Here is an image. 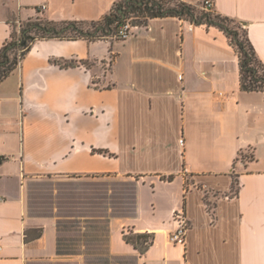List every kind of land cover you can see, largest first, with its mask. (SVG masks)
I'll return each instance as SVG.
<instances>
[{"label": "crops", "instance_id": "obj_1", "mask_svg": "<svg viewBox=\"0 0 264 264\" xmlns=\"http://www.w3.org/2000/svg\"><path fill=\"white\" fill-rule=\"evenodd\" d=\"M116 1L0 0V48L16 21L97 20ZM212 1L244 23L264 62V0ZM190 24L153 17L125 40L37 39L0 81V264H86L103 252L135 264H264V97L240 89L238 57L221 30ZM55 176L135 182L132 212L105 211L104 249L98 240L59 241V218L29 211L27 184ZM147 180L176 184L179 197L166 216L139 223ZM181 208L189 227L184 243H172ZM83 219L81 232L101 229ZM137 233L152 237L142 254L124 239Z\"/></svg>", "mask_w": 264, "mask_h": 264}, {"label": "trees", "instance_id": "obj_2", "mask_svg": "<svg viewBox=\"0 0 264 264\" xmlns=\"http://www.w3.org/2000/svg\"><path fill=\"white\" fill-rule=\"evenodd\" d=\"M132 15H135L138 19L140 18L138 20L139 23H133L134 25L145 24L149 18L153 17L174 16L179 19L187 20L194 25H205L207 27L213 26L218 28L224 33L228 43L237 54L240 89L243 91L261 92L264 97V62L257 56L248 38L244 23L229 16L217 13L213 8L206 10L202 2L195 5L184 0H118L113 3L111 9L107 13L97 20L52 21L41 17L35 21H28V23L20 27L19 35L12 29L9 39H7L0 48V81L7 77L19 65L21 59L30 50L35 40L43 38H83L87 40L118 39L115 36L117 26ZM54 61L64 66H75L79 64L88 65L87 61L84 60L58 59ZM98 151L106 152L103 150ZM241 154L240 152L235 161L238 160ZM242 157H244L243 154ZM172 178L173 176L169 175L166 179L171 180ZM238 186V180L233 176L231 195L237 194ZM111 198H114V196H111ZM89 199L88 202L78 200L76 203L78 205L76 207L73 206L71 211L56 214L59 218L57 238L59 241L63 238L60 230V220H62V218H71L77 223V227H79L81 218L84 217L85 219L83 220L87 222L85 225L86 228L98 227L102 229V235L96 232H85L84 236L86 240L88 239L90 242L92 240L100 241L101 243L98 244V248L102 246L103 249L104 246L106 247L105 242L108 238V214H106L105 211L113 206V208L116 209L114 212L121 215L122 213L118 212L119 208L123 207L117 205V200L104 203L102 202L103 196L99 195H92ZM131 199L130 208L132 212L135 206L134 189ZM204 201L208 209L212 210L214 204L209 200L206 191L204 193ZM80 203L82 205H80ZM58 208L60 209L61 207ZM30 210L32 209L29 205V211ZM31 213L35 215H50L36 212ZM91 222L101 224L99 226L92 225ZM93 230H95V228ZM40 234L41 229L37 231V236ZM102 236L104 237L103 240ZM25 239H28V236H25ZM124 239L127 243L132 244L141 254L144 253L152 241V237L149 233L124 234ZM90 242L88 244L89 249L96 246ZM86 264H135V260L129 256H112L103 252L101 255L98 254L88 259Z\"/></svg>", "mask_w": 264, "mask_h": 264}, {"label": "rangeland", "instance_id": "obj_3", "mask_svg": "<svg viewBox=\"0 0 264 264\" xmlns=\"http://www.w3.org/2000/svg\"><path fill=\"white\" fill-rule=\"evenodd\" d=\"M41 15L25 20H19L13 23V29L17 35L20 33V27L41 18ZM130 23H139L135 15L130 16ZM137 21V22H136ZM103 52H108V45H101ZM134 181L122 177H89V176H55L43 177L41 179L31 180L28 186V204L31 212L56 215L61 212H69L73 206H77L78 200L88 202L92 195L103 196L102 202L110 203L111 200H117L120 211L130 213L131 195L134 189ZM180 189L176 184L156 183L151 185L149 181L141 186L139 192V208L143 223L148 219L151 213H162L167 215V210L174 204L179 197ZM114 196V198H111ZM108 197V198H107ZM103 203V204H104ZM84 204V203H83ZM80 205H82L80 203ZM58 207H61L60 209ZM161 215V216H162ZM60 230L62 236L71 240L73 243L86 241L85 232H81L77 223L71 218H62L60 220ZM102 235V229L91 230ZM129 235V234H127ZM118 236L120 237L119 233ZM104 237L102 236V240ZM70 241V242H71ZM104 249V248H103Z\"/></svg>", "mask_w": 264, "mask_h": 264}, {"label": "built area", "instance_id": "obj_4", "mask_svg": "<svg viewBox=\"0 0 264 264\" xmlns=\"http://www.w3.org/2000/svg\"><path fill=\"white\" fill-rule=\"evenodd\" d=\"M203 7L208 10L213 8L212 0H203ZM46 8L45 4L39 6V10H44ZM18 22V21H17ZM191 23L190 25H192ZM133 23H130L129 19L122 21L116 28L115 36L118 39H127L132 33ZM234 171V169L232 170ZM173 219L177 223V228L169 233L168 239L172 243H184L187 229L189 227V223L186 217L185 210L183 208L177 209L173 211Z\"/></svg>", "mask_w": 264, "mask_h": 264}]
</instances>
